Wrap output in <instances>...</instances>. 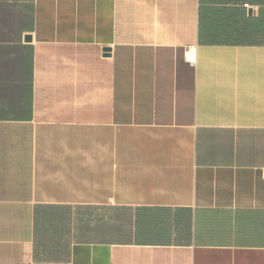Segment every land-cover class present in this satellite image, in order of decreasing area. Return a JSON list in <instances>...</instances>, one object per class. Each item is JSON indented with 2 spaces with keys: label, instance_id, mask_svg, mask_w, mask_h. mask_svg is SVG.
I'll return each mask as SVG.
<instances>
[{
  "label": "crops",
  "instance_id": "1",
  "mask_svg": "<svg viewBox=\"0 0 264 264\" xmlns=\"http://www.w3.org/2000/svg\"><path fill=\"white\" fill-rule=\"evenodd\" d=\"M70 209L68 264H264V0H0V264Z\"/></svg>",
  "mask_w": 264,
  "mask_h": 264
},
{
  "label": "rangeland",
  "instance_id": "2",
  "mask_svg": "<svg viewBox=\"0 0 264 264\" xmlns=\"http://www.w3.org/2000/svg\"><path fill=\"white\" fill-rule=\"evenodd\" d=\"M118 235V225L111 216L106 220L104 212L81 209L38 211L35 264H68L73 243L108 241Z\"/></svg>",
  "mask_w": 264,
  "mask_h": 264
},
{
  "label": "trees",
  "instance_id": "3",
  "mask_svg": "<svg viewBox=\"0 0 264 264\" xmlns=\"http://www.w3.org/2000/svg\"><path fill=\"white\" fill-rule=\"evenodd\" d=\"M36 259H37V249L35 248V251H34V261H36Z\"/></svg>",
  "mask_w": 264,
  "mask_h": 264
},
{
  "label": "water",
  "instance_id": "4",
  "mask_svg": "<svg viewBox=\"0 0 264 264\" xmlns=\"http://www.w3.org/2000/svg\"><path fill=\"white\" fill-rule=\"evenodd\" d=\"M110 51V49H105V52H109Z\"/></svg>",
  "mask_w": 264,
  "mask_h": 264
}]
</instances>
